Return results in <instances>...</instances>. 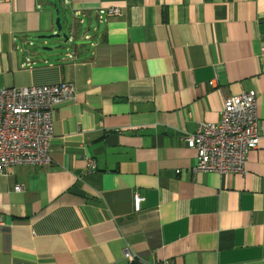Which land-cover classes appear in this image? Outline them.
Instances as JSON below:
<instances>
[{
    "label": "crops",
    "instance_id": "0c3cea01",
    "mask_svg": "<svg viewBox=\"0 0 264 264\" xmlns=\"http://www.w3.org/2000/svg\"><path fill=\"white\" fill-rule=\"evenodd\" d=\"M59 81L50 164L0 175V264H264V0H0V88ZM250 89L245 171L193 173L186 134Z\"/></svg>",
    "mask_w": 264,
    "mask_h": 264
},
{
    "label": "built area",
    "instance_id": "2783aa9c",
    "mask_svg": "<svg viewBox=\"0 0 264 264\" xmlns=\"http://www.w3.org/2000/svg\"><path fill=\"white\" fill-rule=\"evenodd\" d=\"M119 13L120 9L114 6L106 10L107 16ZM75 95V86L69 81L0 88V175L7 176L17 165L50 164L54 108ZM259 138L257 92L250 89L229 96L223 102L218 122H198L195 131L186 134L187 146L195 151L191 171L243 173L247 155L257 147ZM87 162L89 168H94L91 160ZM20 189L19 185L14 186L16 191ZM143 201V196L133 192L135 211L141 209ZM123 256L126 264L142 259L130 250H125ZM141 261L143 264H175L169 259L159 263Z\"/></svg>",
    "mask_w": 264,
    "mask_h": 264
},
{
    "label": "water",
    "instance_id": "95a60500",
    "mask_svg": "<svg viewBox=\"0 0 264 264\" xmlns=\"http://www.w3.org/2000/svg\"><path fill=\"white\" fill-rule=\"evenodd\" d=\"M55 25H56V28H57V33L50 34V35H39V36H37L36 40L49 39V38H52V37H59V36L65 37V34H61L60 33L61 30H62V25L60 23L59 17L56 18ZM42 49L43 50H51V48H46V47H43Z\"/></svg>",
    "mask_w": 264,
    "mask_h": 264
},
{
    "label": "rangeland",
    "instance_id": "374dc122",
    "mask_svg": "<svg viewBox=\"0 0 264 264\" xmlns=\"http://www.w3.org/2000/svg\"><path fill=\"white\" fill-rule=\"evenodd\" d=\"M90 166V165H89ZM172 260V259H171Z\"/></svg>",
    "mask_w": 264,
    "mask_h": 264
}]
</instances>
